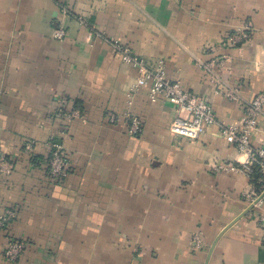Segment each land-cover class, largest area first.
<instances>
[{"label": "crops", "instance_id": "1", "mask_svg": "<svg viewBox=\"0 0 264 264\" xmlns=\"http://www.w3.org/2000/svg\"><path fill=\"white\" fill-rule=\"evenodd\" d=\"M244 23L251 39L223 46ZM112 39L162 60L224 124L240 122L242 104L197 59L227 56L217 70L241 100L264 92V0H0V151L13 165L0 178V214L15 210L0 264H264L249 178L210 168L244 157L216 125L197 139L172 134L174 107L146 86L131 90L137 70ZM126 114L141 118L138 135ZM259 123L251 140L264 145V106ZM53 142L70 161L61 182L48 174ZM10 240L23 243L15 261L1 254Z\"/></svg>", "mask_w": 264, "mask_h": 264}, {"label": "built area", "instance_id": "2", "mask_svg": "<svg viewBox=\"0 0 264 264\" xmlns=\"http://www.w3.org/2000/svg\"><path fill=\"white\" fill-rule=\"evenodd\" d=\"M64 29L56 28L53 36L57 39L63 38ZM252 27L249 23L232 29L223 41V46L233 48L239 47L251 39ZM111 46L121 59L137 70L136 77L131 90L140 86H146L152 98L159 97L167 100L173 107L175 114L169 126L172 134L189 139H197L203 134L208 126L216 125L220 135L226 143L232 144L244 157L243 160L234 164L230 161H215L210 164L213 171L236 170L249 178L250 188L245 197L255 209L257 224L264 233V145H256L252 142V132L260 127V118L263 113L264 92L255 94L249 100H241L237 88L225 84L218 68L224 67L227 56H215L209 60L197 59V63L209 74L210 81L217 87V91L226 99L238 101L242 104V117L239 123L227 125L219 121L208 101L201 96L185 90L181 84L166 76L162 60L148 62L135 54L129 45L112 39ZM79 115L77 109H73L68 116ZM117 116L109 115V121L114 122ZM124 120L127 132L130 135H138L142 131V120L138 115L126 114ZM25 149L31 148V142L25 143ZM13 165L9 158L0 151V178L10 175ZM70 161L65 147L59 142H53L48 158V174L55 182H61L68 174ZM15 217V210L5 208L0 214V230L4 228ZM199 242L195 237L194 245ZM194 246V247H195ZM21 240H10L1 249V254L9 261H15L21 250Z\"/></svg>", "mask_w": 264, "mask_h": 264}]
</instances>
